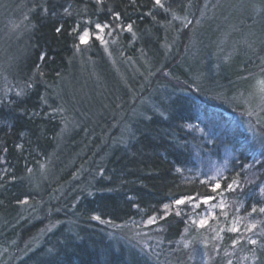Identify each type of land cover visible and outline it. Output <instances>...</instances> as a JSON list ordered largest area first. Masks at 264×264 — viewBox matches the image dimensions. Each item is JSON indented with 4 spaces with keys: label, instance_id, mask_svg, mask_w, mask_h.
I'll list each match as a JSON object with an SVG mask.
<instances>
[{
    "label": "trees",
    "instance_id": "trees-1",
    "mask_svg": "<svg viewBox=\"0 0 264 264\" xmlns=\"http://www.w3.org/2000/svg\"><path fill=\"white\" fill-rule=\"evenodd\" d=\"M201 1L161 0L163 7L156 6L155 0L11 2L23 11L28 31L22 49L17 52L20 59L17 76L13 79L23 85L22 89L9 93L0 101V220L12 223L24 205L18 201H33L29 177L49 158L54 159L56 169L63 171L67 178L75 175L81 166H101V173L88 185L89 190L82 191L79 196L70 191V197L77 199L73 218L78 217L83 223L72 224L73 232H69L65 224L58 225L45 236L44 245L29 251L13 264H143L132 256L128 259L122 248L115 249L103 238L92 239L89 235L96 229L90 230L85 224L93 227L98 222L128 224L154 216L159 219L167 214L159 222L163 226V237L171 246L179 238L186 218L184 213L177 215L173 211V201L184 196L194 199L216 196L226 192L227 185L235 182L236 187L228 192L232 211L238 210L242 217L252 220L254 217L258 224L254 229L264 228V213L259 211L264 207V150L257 151L256 146L247 141L240 121L231 115L227 106L216 105L213 99L204 98V92H193L190 87L192 79L196 78L218 91L221 78L224 81L222 90L225 83L256 74L264 65V0H234L231 6H242L241 15L232 14L229 9L216 19L222 25V18H229L227 28L223 24L219 30L240 31L234 33L238 42L245 46L241 49L240 61L231 60L224 69L214 67L208 55L193 67L188 66L182 55L176 58L178 62L176 59L165 62L162 43L167 26L176 17L186 14L194 17L200 13V7L204 6ZM219 3L220 0H216L213 5ZM114 12L120 13L119 20L113 17ZM96 23H109L103 35L113 52L119 53L118 45L130 58H147L155 75L151 88L156 84L168 86L160 91L159 112L140 120L124 144L107 150L97 149L105 130L92 134L80 128L61 137L65 121L61 111L64 113L66 105V109L72 107L61 98L62 91L70 89V95L77 99L74 91L82 92L84 85L81 69L86 65L90 70H98L107 63L99 41L81 46L76 38L84 28L96 31ZM128 24L132 25L131 32L126 30ZM229 25H233L232 28ZM219 34L211 31L205 41L212 43ZM229 86L232 84H226L227 88ZM113 90L111 100L119 104L127 95L121 91V86ZM82 101L83 104L75 105L83 111L91 110L89 101L96 107L95 112L102 109L94 94H90V100ZM82 105L85 108H81ZM215 183H221L222 188L213 192L211 186ZM94 215L100 216L101 221L91 219ZM38 225L33 222L23 227L21 222L15 227L16 233L19 231L17 236L20 240L26 238ZM14 231L11 232L13 236ZM227 232L230 234L221 239L219 253L211 264H225L223 247L227 253L230 237L234 235ZM5 241L0 245L7 246ZM246 245L245 253L236 254L231 264H264V235L259 236L255 244ZM178 263L180 257L174 261Z\"/></svg>",
    "mask_w": 264,
    "mask_h": 264
},
{
    "label": "rangeland",
    "instance_id": "rangeland-1",
    "mask_svg": "<svg viewBox=\"0 0 264 264\" xmlns=\"http://www.w3.org/2000/svg\"><path fill=\"white\" fill-rule=\"evenodd\" d=\"M12 1L0 0V101L9 93H17L23 86L17 81L14 82L13 79L17 76L20 59L17 52L22 49L21 45L28 27L23 11L14 6L15 3L12 4ZM214 1L216 2V0H202L200 4L204 6L200 7V13L198 12L194 17L189 14L176 17L167 26L162 43L165 62L182 55L186 57L188 66L193 67L201 58L205 59L208 55V60L214 64V67L224 69L231 60L235 62L236 59H242L241 49L245 46L238 42V36L234 35L240 31L219 30L223 24L224 28H227L226 22H229V18H222V25L216 19L222 12H228L229 9L232 14L241 15L243 7H232L231 3L234 0H220L217 5H213ZM209 20L213 23H206ZM232 26L228 27L232 28ZM182 31H184V39L181 43L179 39ZM211 31L220 34L212 40V43H209L205 40L209 39L208 35ZM103 39L105 43H100L107 63L101 65L98 70H90L88 66L83 65L81 69V76L84 78L83 91H74L77 99L70 95V89H64L67 93L63 90L61 95L62 99L65 98V101L72 105L69 109H66L67 105L63 107L64 113L61 111L65 116L61 137H66L72 130L80 128L84 133L92 134L105 130L98 150L101 147L107 150L109 147L124 144L133 135L134 127L140 120L159 112L157 100L159 102L160 91L166 90L163 89L165 87L168 88L163 84L150 87L155 75L146 61L147 58L143 56L130 58L118 45L116 47L119 53H115L116 51H112L104 35ZM176 62H178L177 59ZM222 77L225 80L226 76ZM219 83L220 88L223 87L224 81L221 78H219ZM207 84L203 79L193 78L190 87L192 86L193 92H204V98L213 99L217 102L216 105L222 103L227 106L231 115L240 121L241 127L248 136L247 141L256 146L257 151L264 150V65L259 67L256 74L238 77L232 83H225V89L220 90L219 88L215 91ZM226 84H232V87L227 88ZM116 86H121L123 89L121 91L127 95L119 104L111 100L115 92L113 87ZM89 87L98 89L101 93L97 94ZM179 91L186 92L185 89ZM228 92L231 93L230 96ZM169 93H171L170 90ZM90 94L98 98L101 110L95 112L96 107L91 104L93 103L91 101H89L91 110L83 111L75 105L83 104V99L90 100ZM81 108L85 107L82 105ZM55 163L52 157L49 158L29 177L34 199L32 202L24 203L17 214L18 218L16 216L12 223L0 220V242L3 240L8 242L7 246L0 245V264H13L29 251L44 245L45 236L60 224H65V228L73 232L72 224L75 226L83 223L78 217L73 218V207L77 199L70 197V191L74 192L75 196H79L82 191L89 190L88 185L91 184L93 178L100 175L101 166H81L78 172L74 173L75 175L67 178L63 171L56 169ZM85 175V180H83ZM236 185L235 182L234 188ZM70 186H73L72 190H68ZM228 192L227 190L218 193L213 196L214 200L207 204H203L201 199H193L179 207L174 205L173 211L184 213L186 218L179 238L171 246L163 237V226L159 219L155 224H149L148 218L128 224L98 222L95 227L88 223L85 226L90 230L96 229V231L92 229L89 235L92 239L103 238L115 249L122 248L128 259L132 256L131 258L134 257L143 264H174L179 257L180 264H211L213 257L219 253L223 236L228 233L227 231L236 228L237 231H231L234 235L230 237L232 241L227 253L223 247L225 264H231L236 254L245 253L247 243L250 246V244L253 245L250 241H256L259 236L262 238L264 228L254 229V226L258 225L254 217L252 220L245 216L242 217L238 210L232 211V199ZM65 217L66 219L63 220ZM201 219H206L208 223L201 226L199 224ZM21 222L24 223L23 227H28L33 222L39 225L35 232L20 240L17 236L19 231L16 233L15 227ZM12 231L16 233L14 236Z\"/></svg>",
    "mask_w": 264,
    "mask_h": 264
},
{
    "label": "snow or ice",
    "instance_id": "snow-or-ice-1",
    "mask_svg": "<svg viewBox=\"0 0 264 264\" xmlns=\"http://www.w3.org/2000/svg\"><path fill=\"white\" fill-rule=\"evenodd\" d=\"M97 2L99 3V0H97ZM155 5L156 6H160V7H163L162 3H161V0H155ZM113 17L117 20L120 19V13H112ZM108 27H110L109 23H96L95 24V30L96 31H90L88 28H84V30L82 32H78L76 38L78 40V43L79 45L81 46H87L90 44L91 41L95 40V41H99L101 43H105L104 39H103V33L105 32V29H107ZM126 30L128 32H131L132 31V25L131 24H128L126 26ZM57 31L59 32L60 29H57ZM77 30L74 29V32H76ZM167 111V109H165ZM189 127H192L191 125H189ZM19 147V145L17 146ZM177 172L180 171V169H176ZM222 188V184L221 183H215L214 185L211 186V190L213 192H216L217 190L221 189ZM234 189V184H228L227 185V190L228 191H232ZM264 191V190H262ZM91 193H89L90 195ZM194 199V197H191V196H184L180 199H175L173 201V204L177 207L181 206V205H185L186 203L192 201ZM214 200V197L213 196H205V197H202L201 198V202L203 204H207L209 203L210 201ZM18 203H27V201H18ZM135 206V205H134ZM165 208H167L168 206L167 205H164ZM221 207H223L221 205ZM253 212L256 211L255 207H253L252 209ZM259 211L261 213H264V207L260 208ZM167 214H165V217H166ZM177 215H179V213H177ZM165 217H159V219H164ZM91 219L95 220V221H101V217L98 216V215H94L91 217ZM157 219L158 217H150L149 220L147 221L149 224H155L157 222ZM109 223H111L109 221ZM208 221L206 219H201L199 221V224L201 226L207 224ZM231 231L235 232L237 231L236 228H232ZM251 243L255 244L256 241H250ZM51 254V253H50Z\"/></svg>",
    "mask_w": 264,
    "mask_h": 264
}]
</instances>
